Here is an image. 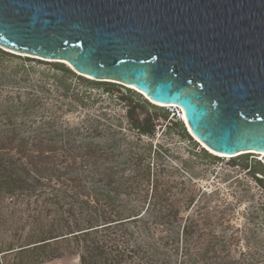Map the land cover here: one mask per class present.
<instances>
[{"label": "trees", "instance_id": "obj_1", "mask_svg": "<svg viewBox=\"0 0 264 264\" xmlns=\"http://www.w3.org/2000/svg\"><path fill=\"white\" fill-rule=\"evenodd\" d=\"M52 69L65 76L51 77L59 96L83 104L87 94L73 93L69 81L84 86L87 79L67 67ZM32 96V103L42 105L38 96ZM120 100H129L126 116L137 139L154 138L156 114L168 132L177 129L187 137L174 114L156 112L158 107L140 94L128 91ZM139 106L154 112L140 117L135 111ZM28 109L27 104L24 110ZM95 123L61 129L48 117L31 133L14 124L0 131V202L25 204L20 210L24 226H29L23 244L14 247L10 241L0 250L4 258L17 259L11 264H47L64 258L77 259L76 264H264L262 253L233 256L232 238L209 229L215 215L198 206L204 193L197 196L190 186L174 191L178 183L165 180L163 167L150 163L146 152L119 161L111 127ZM101 137L107 140L93 141ZM158 151L166 153L163 146ZM254 162L262 178L254 176L258 172L246 159L243 169L264 191V164ZM260 212L264 215V203Z\"/></svg>", "mask_w": 264, "mask_h": 264}, {"label": "water", "instance_id": "obj_2", "mask_svg": "<svg viewBox=\"0 0 264 264\" xmlns=\"http://www.w3.org/2000/svg\"><path fill=\"white\" fill-rule=\"evenodd\" d=\"M0 49L175 107L223 157L264 155V0H0Z\"/></svg>", "mask_w": 264, "mask_h": 264}, {"label": "rangeland", "instance_id": "obj_3", "mask_svg": "<svg viewBox=\"0 0 264 264\" xmlns=\"http://www.w3.org/2000/svg\"><path fill=\"white\" fill-rule=\"evenodd\" d=\"M0 50L7 55L0 57V131L14 124L21 132L31 133L40 128L48 117L54 118L61 129L86 127L89 124L95 125L97 121L103 126H110V133L117 139L114 154L119 157V161L131 154L146 152L150 155V163L158 165L159 168L163 167L162 177L165 180L178 183L174 191L183 188L186 190L190 186L197 196L205 194L199 200L198 206H204V212L210 210L215 215L209 229L217 235H226L233 239L230 244L233 256L237 257L241 252L255 253L256 257L262 253L264 256V215L260 212V206L264 203V191L249 176L248 170L243 169L246 159L248 166L258 172L254 176L262 178L261 168L254 162L258 159L257 154L223 157L202 146L187 128V137L177 129L168 132L162 125L164 121L160 114H156L158 126L154 138L139 140L126 116L129 100H120V97L127 96L128 91L139 95L138 92L130 90L131 87L88 79L84 86L69 81L73 93L80 96L87 94L83 104H80L72 97H60L52 83L51 77H65L52 68L56 65L70 69L68 65ZM27 59L29 60L25 61ZM17 67L18 72L15 69ZM75 74L79 76L78 73ZM107 89L110 90L109 93L105 92ZM32 95L38 96L42 105L40 102L32 103ZM142 97L144 98L143 95ZM149 103L157 105L152 101ZM27 104L30 109L24 110ZM132 104L136 102L133 101ZM156 107V112L169 111ZM135 111L140 117L154 112L140 106ZM169 112L179 119L176 108ZM106 140L107 138L101 137L93 141L102 143ZM159 146L164 147L165 154L158 151ZM200 150H204L207 156ZM128 173L126 170L125 175ZM181 182L185 185H180ZM20 209H25V204L20 206L6 200L0 202V250L10 241L14 247L24 243L29 226H24V214ZM6 258L0 254V264L17 262L13 255ZM76 263L77 259L64 258L47 264Z\"/></svg>", "mask_w": 264, "mask_h": 264}, {"label": "bare ground", "instance_id": "obj_4", "mask_svg": "<svg viewBox=\"0 0 264 264\" xmlns=\"http://www.w3.org/2000/svg\"><path fill=\"white\" fill-rule=\"evenodd\" d=\"M132 88V87H131ZM151 102V101H150ZM153 103V102H152ZM154 104H157V103H154ZM158 106H162V105H159V104H157ZM181 117H182V119H184V116H183V113H182V111H181ZM202 145V144H201ZM203 146V145H202ZM260 156H262L263 157V159H264V155L263 154H260Z\"/></svg>", "mask_w": 264, "mask_h": 264}, {"label": "built area", "instance_id": "obj_5", "mask_svg": "<svg viewBox=\"0 0 264 264\" xmlns=\"http://www.w3.org/2000/svg\"><path fill=\"white\" fill-rule=\"evenodd\" d=\"M173 115V114H172Z\"/></svg>", "mask_w": 264, "mask_h": 264}]
</instances>
